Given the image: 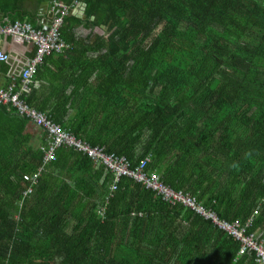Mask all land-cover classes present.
Masks as SVG:
<instances>
[{
  "label": "trees",
  "instance_id": "trees-1",
  "mask_svg": "<svg viewBox=\"0 0 264 264\" xmlns=\"http://www.w3.org/2000/svg\"><path fill=\"white\" fill-rule=\"evenodd\" d=\"M81 1L87 18L61 28L70 80L58 73L79 105L42 104L33 86L24 100L134 166L149 156L147 173L264 240V0ZM46 135L37 166L0 163V264H263L182 202L128 177L113 190L105 166L57 190L72 177L59 152L78 151L47 166Z\"/></svg>",
  "mask_w": 264,
  "mask_h": 264
},
{
  "label": "built area",
  "instance_id": "built-area-1",
  "mask_svg": "<svg viewBox=\"0 0 264 264\" xmlns=\"http://www.w3.org/2000/svg\"><path fill=\"white\" fill-rule=\"evenodd\" d=\"M79 4H81V0H71L69 3L53 0L51 7L55 13V17L48 29H45L43 26H36L29 19H17L1 26L3 33L17 37L21 41L34 44L35 52L22 70V90H16V83L8 87H0V103L11 106L21 116L26 117L48 133L50 142L48 148L44 149L46 151V164L57 160V151L63 146L83 152L92 161L97 162L101 166H105L113 177H115L113 190L118 188V184L123 178L128 177L136 183L145 186V188L152 190L156 195L168 202L174 204L176 202H182L238 240L240 242V253L253 251L256 261L264 264V240L258 239L255 233L248 231L249 223H243L239 219L229 221L221 218L215 210L204 206L198 198L184 191H176L166 186L156 173H147L145 171L147 164L151 161L149 156L143 159L138 166H134L133 162L126 156L109 153L104 147L91 146L88 142L77 138L72 132L56 122L51 115L39 111L22 98L21 94L29 90V86L39 67L50 56L65 53L68 44L62 37L61 28L66 17ZM9 59L10 54L0 48V62H8ZM1 80L2 73L0 71ZM37 176L39 174L33 177L26 174L25 178L35 184L38 182ZM29 193H31V189L29 191L27 190L25 195Z\"/></svg>",
  "mask_w": 264,
  "mask_h": 264
},
{
  "label": "crops",
  "instance_id": "crops-1",
  "mask_svg": "<svg viewBox=\"0 0 264 264\" xmlns=\"http://www.w3.org/2000/svg\"><path fill=\"white\" fill-rule=\"evenodd\" d=\"M52 1L53 0H0V48L10 54L8 62H0V71L2 73L0 87H8L16 83V90L21 91L20 76L22 70L35 52L34 44L21 41L17 37L3 33L1 26L24 16L34 19L38 26L44 27V25H48L50 21L51 24L55 17V13L51 7ZM85 8V6H82L81 1V4L75 6L69 13V16L74 15L86 19L87 15L85 13ZM76 10L77 14H80V16L74 14ZM106 29L107 28L99 27L97 30L104 32ZM64 60L65 59L62 58L61 55H53L39 67L37 73L33 77L31 87L29 86V90L33 86L34 89L40 91L37 97L38 102L53 106L54 108L64 106L67 100L68 102L79 105L78 99L69 101L76 96L73 95V90L70 89L68 83L65 82L66 98H63V93H61L65 88V83L58 73L64 72L68 80H70L72 74V71L66 68L62 71L59 69ZM29 90L27 93L23 92L21 95L25 93V98V95L30 92ZM12 110L14 109L11 106L0 103V163H7L8 166H25V168L31 169L32 166H37L38 164V149L41 144L47 141V135L45 136V131L30 120L23 122L22 118L15 117ZM10 128H12V130H10ZM73 152L74 150L71 151L70 149H63L59 152L58 164L56 166H59L60 170L72 177H64L61 184L53 180L51 185H54L57 190L65 187L63 182L67 180V178V183L72 188H76L78 185L79 187L84 186L86 181L89 182L91 173L98 170L99 166H101L97 162L92 161L83 152L78 151L72 154ZM84 156L91 160L92 163L88 165L93 166L91 169H78L79 166H86L84 164ZM44 161H46V159ZM53 163L54 162L49 163L47 166H54ZM75 171L77 172L74 175ZM103 182H105V180H101V185ZM29 189H32V187Z\"/></svg>",
  "mask_w": 264,
  "mask_h": 264
},
{
  "label": "water",
  "instance_id": "water-1",
  "mask_svg": "<svg viewBox=\"0 0 264 264\" xmlns=\"http://www.w3.org/2000/svg\"><path fill=\"white\" fill-rule=\"evenodd\" d=\"M82 6H85V7H86V4H85V3H82ZM77 10H78V9H77ZM77 10L75 11L74 14L80 16V14H77ZM82 13H83V11H82ZM50 22H51V21H50ZM50 22H48V25H44V28H45V29H48V28H49V24H50ZM103 27H104V28H108V26H106V25H104Z\"/></svg>",
  "mask_w": 264,
  "mask_h": 264
}]
</instances>
